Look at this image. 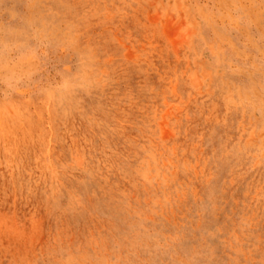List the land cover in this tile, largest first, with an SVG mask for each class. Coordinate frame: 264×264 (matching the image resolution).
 Here are the masks:
<instances>
[{
    "label": "rangeland",
    "instance_id": "1",
    "mask_svg": "<svg viewBox=\"0 0 264 264\" xmlns=\"http://www.w3.org/2000/svg\"><path fill=\"white\" fill-rule=\"evenodd\" d=\"M0 264H264V0H0Z\"/></svg>",
    "mask_w": 264,
    "mask_h": 264
},
{
    "label": "bare ground",
    "instance_id": "2",
    "mask_svg": "<svg viewBox=\"0 0 264 264\" xmlns=\"http://www.w3.org/2000/svg\"><path fill=\"white\" fill-rule=\"evenodd\" d=\"M207 164V163H206Z\"/></svg>",
    "mask_w": 264,
    "mask_h": 264
}]
</instances>
